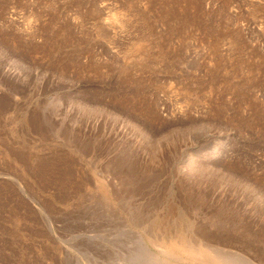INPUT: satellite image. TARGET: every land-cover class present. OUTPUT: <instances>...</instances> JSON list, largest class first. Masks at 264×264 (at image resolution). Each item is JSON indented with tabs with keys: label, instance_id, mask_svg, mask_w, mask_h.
<instances>
[{
	"label": "rangeland",
	"instance_id": "374dc122",
	"mask_svg": "<svg viewBox=\"0 0 264 264\" xmlns=\"http://www.w3.org/2000/svg\"><path fill=\"white\" fill-rule=\"evenodd\" d=\"M0 264H264V0H0Z\"/></svg>",
	"mask_w": 264,
	"mask_h": 264
},
{
	"label": "bare ground",
	"instance_id": "6f19581e",
	"mask_svg": "<svg viewBox=\"0 0 264 264\" xmlns=\"http://www.w3.org/2000/svg\"><path fill=\"white\" fill-rule=\"evenodd\" d=\"M187 245H183V247H184V249H188L187 251H188V253L189 254H191V255H195L196 253H198V252H196V251H194V250H192V248L191 247H186ZM183 247L181 246L180 248H182L183 249Z\"/></svg>",
	"mask_w": 264,
	"mask_h": 264
}]
</instances>
